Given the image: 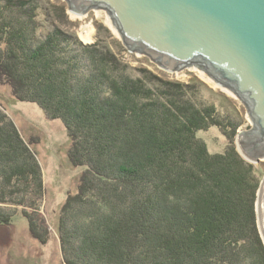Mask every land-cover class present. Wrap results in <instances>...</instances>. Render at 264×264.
Segmentation results:
<instances>
[{
  "label": "trees",
  "instance_id": "trees-1",
  "mask_svg": "<svg viewBox=\"0 0 264 264\" xmlns=\"http://www.w3.org/2000/svg\"><path fill=\"white\" fill-rule=\"evenodd\" d=\"M40 9L0 0V85L60 121L70 165L84 168L57 225L66 264H264L259 181L236 151L239 124L194 84L147 70L133 78L100 43L36 37ZM211 128L227 142L222 154L197 138ZM29 190L41 198L39 166L0 110V204L21 206L13 196ZM26 218L45 243L48 231ZM10 219L0 210V225Z\"/></svg>",
  "mask_w": 264,
  "mask_h": 264
},
{
  "label": "rangeland",
  "instance_id": "rangeland-1",
  "mask_svg": "<svg viewBox=\"0 0 264 264\" xmlns=\"http://www.w3.org/2000/svg\"><path fill=\"white\" fill-rule=\"evenodd\" d=\"M32 1H36L41 7L35 18L38 25L36 37L43 38L51 31L58 30L76 38L84 45L100 43L108 48L119 62L129 67L133 78L137 76L139 70H147L162 81L194 84L199 87L197 98L207 105L214 106L219 113L229 115L239 124L237 132L240 129L247 131L251 129L245 104L232 92L224 88L227 93H231L227 94L211 79L216 87L206 82L200 77L199 72L207 78L208 76L196 66L170 71L146 54L130 51L112 25L109 26L107 23L109 18L105 11L90 9L78 15L69 11L65 0ZM73 14L80 18H75ZM85 29H91L88 40L82 37ZM0 110L12 122L34 156L39 166L41 181V198L37 201L31 202L32 194L29 190L25 192L29 194L28 200L22 199L24 197L22 193L13 196L21 206L0 204V210L11 217L8 225H0V264H66L57 225L67 196L77 192L79 177L84 168L73 167L68 161L70 140L62 123L47 119L43 111L34 104L19 102L13 97L11 89L5 85H0ZM197 138L205 143L210 154L224 152L227 142L215 128L199 132ZM251 165L260 185L264 178V162ZM26 215L33 216L32 221L38 233L48 231L45 243H40L32 237Z\"/></svg>",
  "mask_w": 264,
  "mask_h": 264
},
{
  "label": "water",
  "instance_id": "water-1",
  "mask_svg": "<svg viewBox=\"0 0 264 264\" xmlns=\"http://www.w3.org/2000/svg\"><path fill=\"white\" fill-rule=\"evenodd\" d=\"M69 11H105L130 51L167 70L196 66L246 106L250 130L235 136L238 154L264 162V0H65ZM256 219L264 245V178Z\"/></svg>",
  "mask_w": 264,
  "mask_h": 264
},
{
  "label": "bare ground",
  "instance_id": "bare-ground-1",
  "mask_svg": "<svg viewBox=\"0 0 264 264\" xmlns=\"http://www.w3.org/2000/svg\"><path fill=\"white\" fill-rule=\"evenodd\" d=\"M98 14H99V12H98ZM73 16L76 18H80V17H78V16H75L74 14H73ZM107 23L109 24V26H111V23H110V20H107ZM89 28V27H88ZM86 30V29H85ZM91 31V29H87L86 31H84V36H82L84 39H86V40H88V38L90 37V32ZM199 75H200V77L202 78V79H204L206 82H209V83H212V81H210V79H208L203 73H201V72H199ZM216 83V82H215ZM213 84V83H212ZM214 85V84H213ZM215 87H216V85H214ZM223 88V87H222ZM221 88V89H222ZM224 92H226L227 93V91L223 88L222 89ZM227 94H231L230 92H228Z\"/></svg>",
  "mask_w": 264,
  "mask_h": 264
}]
</instances>
